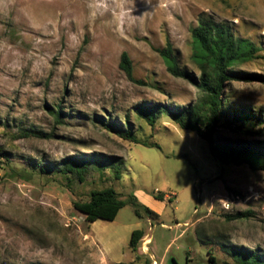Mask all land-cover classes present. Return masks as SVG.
Returning a JSON list of instances; mask_svg holds the SVG:
<instances>
[{"label": "rangeland", "instance_id": "1", "mask_svg": "<svg viewBox=\"0 0 264 264\" xmlns=\"http://www.w3.org/2000/svg\"><path fill=\"white\" fill-rule=\"evenodd\" d=\"M88 3L0 0V264H157L146 238L130 248L137 229L152 237L149 248L162 264H235L231 252L238 249L264 259V170L225 164L167 114L150 126L135 111L196 101L198 89L174 77L159 50L171 45L180 67L199 76L192 30L205 16L257 48L251 61L235 67L243 78L230 85L225 104L229 112L249 110L264 120V0H152V6L134 0L136 19L119 33L110 13L91 19ZM124 52L134 79L120 68ZM58 107L62 122L52 113ZM228 122L216 144L264 148V123L254 137ZM106 124L130 125L139 141L160 148L122 139ZM30 128L52 137H23ZM71 156L102 165L81 181L56 167ZM40 163L51 168L43 171ZM108 188L159 217L143 210L139 217L127 204L113 221L88 223L75 203ZM158 193L164 201L155 199ZM236 193L241 201L226 210L223 198ZM240 212L250 215L234 218Z\"/></svg>", "mask_w": 264, "mask_h": 264}, {"label": "trees", "instance_id": "2", "mask_svg": "<svg viewBox=\"0 0 264 264\" xmlns=\"http://www.w3.org/2000/svg\"><path fill=\"white\" fill-rule=\"evenodd\" d=\"M192 60L197 66L199 76L179 65L178 57L171 45L159 50L168 71L177 78H182L194 85L199 95L196 101L188 105L169 106H138L136 113L145 119L150 126H154L161 114H167L183 130L195 132L202 139L208 142L212 156L225 164H248L253 170H264V148L234 147L232 145L216 144L215 136L225 119L229 120L228 126L233 130H241L249 136H256V126L264 123V120L256 113L249 110L232 108L229 112L226 108L227 102L231 100L230 85L240 82L243 74L235 67L251 61L257 51L255 45L247 39L235 36L233 31L224 23L216 22L211 17L201 16L198 24L192 30ZM120 68L130 79L133 77V64L127 52L121 57ZM245 79L250 81L249 75ZM52 113L58 122H62L65 112L62 107L56 108ZM129 124L128 116L125 119ZM236 124V126H234ZM247 124L251 129H244ZM107 128L116 133L122 139L142 144L149 147L160 148L158 144H148L139 141L132 127H112L106 124ZM23 137L35 136L39 138H51L52 135L41 129L30 128L22 130ZM100 164V165H99ZM93 165V166H92ZM94 165L101 166L98 160L82 159L77 156L65 158L62 163L57 164L60 171L76 174L83 181L87 170ZM43 171H48L51 166L48 163L38 165ZM118 169V168H117ZM118 173L119 170H117ZM120 175L118 174V177ZM236 196H239L236 193ZM166 195L158 193L155 199L164 201ZM127 204H132L137 216H141L143 210L150 219H157L159 214L148 207L138 204L134 197L132 201L121 199L118 192L113 188L94 191L89 201L75 203V208L85 215L88 223L97 220L113 221L119 211ZM250 213H237L234 218H246ZM145 233L143 230H134L131 234L129 246L135 251ZM235 258V264H264V259L257 253L249 250L238 249L231 252ZM214 261V257H210ZM123 264V263H118Z\"/></svg>", "mask_w": 264, "mask_h": 264}, {"label": "clouds", "instance_id": "3", "mask_svg": "<svg viewBox=\"0 0 264 264\" xmlns=\"http://www.w3.org/2000/svg\"><path fill=\"white\" fill-rule=\"evenodd\" d=\"M143 2L152 6V0H143ZM169 2L175 4L176 0H169ZM88 8L89 16L93 20L97 15L110 13L118 33L136 19L133 14L135 11L134 0H89Z\"/></svg>", "mask_w": 264, "mask_h": 264}, {"label": "crops", "instance_id": "4", "mask_svg": "<svg viewBox=\"0 0 264 264\" xmlns=\"http://www.w3.org/2000/svg\"><path fill=\"white\" fill-rule=\"evenodd\" d=\"M142 194V193H141ZM139 195V197H140V193L138 194ZM148 198V199H147ZM151 201H152V199L150 198V197H147L146 196V199H145V203L147 204V205H149V207H152L151 206ZM156 213H158V212H156ZM146 238V240H149V243H147L148 244V246H146L148 249H149V254H150V257H151V261L153 262H155V263H157V264H162V263H158L157 262V260H156V255H155V253L153 252V250H151V248H149V246H151L152 244H153V240H152V237L151 236H149V235H146L145 234V236H144V239ZM105 261L106 262H109V260L108 259H105ZM153 264V263H152Z\"/></svg>", "mask_w": 264, "mask_h": 264}, {"label": "built area", "instance_id": "5", "mask_svg": "<svg viewBox=\"0 0 264 264\" xmlns=\"http://www.w3.org/2000/svg\"><path fill=\"white\" fill-rule=\"evenodd\" d=\"M241 201L240 200V196H226L223 198L222 200V206L226 209V210H230L234 204H236L237 202Z\"/></svg>", "mask_w": 264, "mask_h": 264}, {"label": "bare ground", "instance_id": "6", "mask_svg": "<svg viewBox=\"0 0 264 264\" xmlns=\"http://www.w3.org/2000/svg\"><path fill=\"white\" fill-rule=\"evenodd\" d=\"M149 241V240H148ZM147 243H149V242H147Z\"/></svg>", "mask_w": 264, "mask_h": 264}]
</instances>
